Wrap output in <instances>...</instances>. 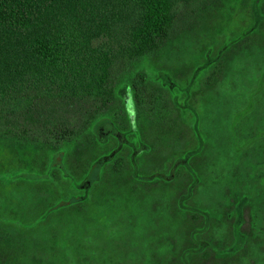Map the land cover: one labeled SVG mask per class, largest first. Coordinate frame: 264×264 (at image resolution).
Wrapping results in <instances>:
<instances>
[{"label":"rangeland","instance_id":"1","mask_svg":"<svg viewBox=\"0 0 264 264\" xmlns=\"http://www.w3.org/2000/svg\"><path fill=\"white\" fill-rule=\"evenodd\" d=\"M246 1L223 0L138 68L167 89L196 155L187 159L177 147L161 158L133 123L122 132L105 118L92 131L118 148L80 187L86 193L99 181L122 148L133 175L105 176L84 209L73 207L82 196L67 182L62 152L51 161L59 179L0 175V229L12 234L0 239V264H264V22L257 0ZM252 33L258 44L203 87L211 67ZM119 96L133 120L128 79ZM140 158L147 177L138 174ZM182 164L191 177L171 183Z\"/></svg>","mask_w":264,"mask_h":264},{"label":"trees","instance_id":"2","mask_svg":"<svg viewBox=\"0 0 264 264\" xmlns=\"http://www.w3.org/2000/svg\"><path fill=\"white\" fill-rule=\"evenodd\" d=\"M222 1L0 0V175L50 173L59 179L61 170L52 168L51 161L62 152L67 182L82 196L73 207L84 209L105 176L133 175L122 148L105 164L99 181L86 193L80 187L92 166L118 148L114 137L103 143L92 131L105 118L122 132L133 123L140 139L161 158L177 147L187 159L194 157L196 149L187 147L188 130L169 92L138 68ZM256 2L262 24L264 0ZM253 3L246 1L247 7ZM254 44L252 33L227 50L203 87L213 88L230 58ZM127 79L133 120L119 96ZM141 159L138 174L147 177ZM187 169L185 164L175 168L171 183L191 177ZM0 239L7 243L12 234L0 229Z\"/></svg>","mask_w":264,"mask_h":264}]
</instances>
